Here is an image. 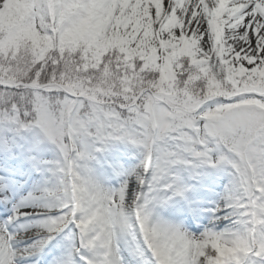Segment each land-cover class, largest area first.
<instances>
[{"label":"snow or ice","instance_id":"obj_1","mask_svg":"<svg viewBox=\"0 0 264 264\" xmlns=\"http://www.w3.org/2000/svg\"><path fill=\"white\" fill-rule=\"evenodd\" d=\"M115 142L141 158L107 187L95 164ZM44 143L55 159L32 154ZM17 149L40 172L38 246L74 224L84 264H126L129 239L137 264H264V0H0V151ZM206 165L231 181L193 234L157 209ZM13 239L0 225V264Z\"/></svg>","mask_w":264,"mask_h":264},{"label":"rangeland","instance_id":"obj_2","mask_svg":"<svg viewBox=\"0 0 264 264\" xmlns=\"http://www.w3.org/2000/svg\"><path fill=\"white\" fill-rule=\"evenodd\" d=\"M11 136V134H8ZM29 138H31V134H28ZM21 144H25L24 141H19ZM125 148V152L121 153L120 155L126 159L127 166L124 169L131 168L139 163V160L141 158L140 153L136 150V148L130 144H125L121 142H115L105 151L107 152L109 149L112 148ZM25 147L27 145L25 144ZM20 150L17 149L12 156H15V160L11 162H7V166L4 165L3 162H5V156H3V152L0 151V225L5 224L7 222V229L11 233L14 231L16 234L15 239L20 240L24 237L27 232L37 230L36 223L38 220L41 219V216L37 214V212L33 209V206L26 201L24 198L27 196V194L33 190L34 184L37 180L40 179V172L33 169L30 165H28L26 162H23L20 155ZM104 152V153H105ZM104 153L100 154V156L103 158ZM33 155L37 157L39 160H53L56 156V150L53 145L49 143H44L39 146V149H33L32 152ZM8 158V156H6ZM12 158L11 156H9ZM99 157V161H103V159ZM8 158V159H10ZM102 159V160H100ZM106 160V159H105ZM104 160V161H105ZM98 165V161L96 162V166ZM95 170L97 173V176L100 178L102 183L107 187H119L121 182L117 183H108L106 180L107 172L104 168L96 167ZM123 168V167H122ZM204 173V171H206ZM213 171V175L215 174L216 177H223L229 174L227 171H217L216 169L213 170L211 166H204L202 170L203 177H206L207 173ZM211 174V175H212ZM230 175V174H229ZM109 176V175H108ZM212 177V176H211ZM205 180H201L197 184L192 183V180H189L188 183L192 185V188L186 193L187 199H182L179 197H174L172 201L169 202L167 207H163L162 211H159L157 209V213L160 217H162L165 220L171 221L172 223L180 224L183 226L184 229H186L188 232H191L193 234H198V232L201 230L200 228H193V224L190 223L188 217H187V211L189 203L188 201H191V195L192 192L197 190L198 187H200L199 190L203 189H209V186L204 184ZM128 184L129 187L126 189V193L128 195L135 196L137 192L141 190V186L138 184L134 176L128 177ZM222 193L224 190H226L225 187H221ZM16 208L19 212H27V215H16L13 217V209ZM50 214H58L57 212L53 211ZM9 217H13L9 221ZM221 219L217 220L215 222V230L220 231L226 228V226H229L232 223V218L224 219V215H220ZM134 219L130 218V221ZM13 229V230H11ZM13 233V234H14ZM60 237H58L53 242V247L50 251V255L54 257V259L59 263L63 264V261L67 259L69 256H72L73 259H75L78 264H84V261L80 260V256L73 255L72 249L73 247H79V233L78 229L74 224H69L66 228H64L61 233ZM31 241H35L34 244L30 245V249H32L31 254H34L36 256H33L30 260H27L25 263H21L17 258L14 261L15 264H39L38 254L40 253L41 246H38L36 244L37 239H39V236H32ZM22 239L21 241H23ZM15 241L12 240L11 246ZM16 247V246H12ZM24 248V244H20V248ZM90 255V253H89ZM120 256V255H119ZM40 257V256H39ZM121 258V256H120ZM123 261V259L121 258ZM127 261V260H126ZM125 261V262H126ZM126 264H136V262L127 261Z\"/></svg>","mask_w":264,"mask_h":264},{"label":"bare ground","instance_id":"obj_3","mask_svg":"<svg viewBox=\"0 0 264 264\" xmlns=\"http://www.w3.org/2000/svg\"><path fill=\"white\" fill-rule=\"evenodd\" d=\"M125 148H122V146H120V148H112L109 149L107 152L104 153L103 158L101 156L103 161H99L98 159V167L100 168H104L105 171L107 172L106 175V180L108 181V183H117V182H121L123 180V177H118L113 173V165H120L123 168H125L127 166L126 163V159H124L120 154L123 153V151L125 152ZM13 153L11 154H7L5 155L4 153L2 154L3 156H5V162L4 165L7 166V162H11L13 160H15V156H12ZM6 156H8V158H10L9 156H11L12 158L8 159ZM100 159V160H102ZM106 159V160H105ZM105 160V161H104ZM96 166V164H95ZM96 166V167H97ZM214 170V169H213ZM206 171H204V173H206ZM213 173V171H212ZM211 173V171H209L206 175V177H203V175H201L200 179L198 180H192L193 185L197 184L198 182H200L201 180H205L203 183L209 186V189L206 190H199L200 187L197 188V190L192 192L191 195V200L192 202V207L197 209L198 211L194 214L192 211L189 210V206H188V211H187V217L190 221V223L193 224V228L197 227L200 228L201 230L198 232V234L203 231V229L206 226H211L209 224V220L211 217V213H210V209L214 206V202L217 200H220V197L225 193L226 190H224V192L222 193V189L221 187H225L227 188L230 185V181H231V176L229 174H227L226 176L223 177H216L215 174L213 175ZM212 174V175H211ZM109 175V176H108ZM212 176V177H211ZM222 203V201H221ZM162 208H158L159 211H162ZM229 210L226 208H221L216 215L220 216V215H224L228 212ZM228 227V226H226ZM13 230V229H11ZM11 233H14V231H12ZM61 233V232H60ZM60 233H58L56 235V237L54 238V240L47 242L46 244H44L43 246H41V250L40 253L38 254V259H39V264H59L54 257H52V255H50V251L53 247V242L60 237ZM14 243L12 244V246H16L15 248L12 247L14 250H16L17 255L15 256V259L17 258L21 263H25L27 260H30L31 258H33V256H36L34 254H29L27 251V249H30V245L34 244L35 241H31L32 236H39V234L37 233V230H33L30 232H27L26 234H24V236H19V237H24L22 239H24L23 241L20 240H16L15 238L18 237L16 236V234L14 233ZM39 239H37L36 244H38ZM20 244H24V248H20ZM132 247H134L132 245L131 240H120L118 241V250H119V255L121 256V258L123 259V261H132V262H137L140 260L139 256H135L133 255L131 249ZM21 253H24L21 255ZM145 256H150V253H148L145 250ZM126 261V262H127Z\"/></svg>","mask_w":264,"mask_h":264}]
</instances>
